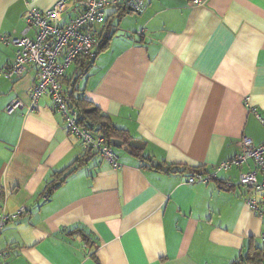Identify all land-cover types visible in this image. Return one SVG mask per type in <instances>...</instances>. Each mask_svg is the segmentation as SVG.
<instances>
[{
	"label": "crops",
	"instance_id": "crops-1",
	"mask_svg": "<svg viewBox=\"0 0 264 264\" xmlns=\"http://www.w3.org/2000/svg\"><path fill=\"white\" fill-rule=\"evenodd\" d=\"M56 1L0 0V215L27 209L0 233V264H237L257 251L260 262L248 264H264V216L247 205L263 193L239 183L255 164L187 183L238 155L243 137L264 144V0L106 10L117 32L89 70L84 58L71 64L64 89L74 86L132 139L140 156L111 145L117 169L87 154L49 96L33 111L6 112L14 100L30 104L37 84L33 68L19 80L4 74L28 8ZM83 1L70 0L61 24Z\"/></svg>",
	"mask_w": 264,
	"mask_h": 264
},
{
	"label": "built area",
	"instance_id": "built-area-1",
	"mask_svg": "<svg viewBox=\"0 0 264 264\" xmlns=\"http://www.w3.org/2000/svg\"><path fill=\"white\" fill-rule=\"evenodd\" d=\"M70 0H57L48 10L29 6L26 26L21 39L15 44V61L4 71L8 80H19L29 69L36 70L37 84L30 94V104L14 100L6 112L36 109L40 98H51L53 110L60 114L68 133L82 141L87 152H96L113 168L119 167L118 157L111 144L99 134L93 133L85 124L83 112L72 107L71 97L64 89L66 70L83 56L95 58L96 52L107 45L116 28L107 20L106 10L123 7L127 12L141 14L147 9L146 0H84L79 11L65 24L63 15L68 11ZM192 5H200L203 0H189ZM33 33V37L30 34ZM2 40L12 43L9 37ZM248 161L256 169L243 172L239 176L240 185L246 190L263 193L260 202L249 198L247 205L259 216H264V144L255 145L248 137H243L238 155L217 165L213 170L200 171L190 176L188 184H208L218 178L222 171L241 167ZM260 175L262 180L259 179ZM48 195V194H46ZM23 207L13 214L0 215V233L12 221L25 215ZM264 240V234L262 236ZM2 254L0 253V258Z\"/></svg>",
	"mask_w": 264,
	"mask_h": 264
},
{
	"label": "trees",
	"instance_id": "trees-1",
	"mask_svg": "<svg viewBox=\"0 0 264 264\" xmlns=\"http://www.w3.org/2000/svg\"><path fill=\"white\" fill-rule=\"evenodd\" d=\"M116 13L119 15V17H122L128 12L123 7H118ZM103 48H106V45ZM81 58H84L86 60V62L83 63L84 69L89 70L94 63V58H90L89 56H83ZM75 92H76V88L74 86L70 87L68 93L71 97L72 107L83 112V114L85 115V124L89 130L103 136L109 144H111V142L114 140L125 142V144L128 146L130 152L133 155L140 156L138 149H136L135 146L132 145V141H131L132 139L130 138L127 132L117 129L111 123L110 118L107 115H105L99 109L94 107V105L89 100H86L84 98H77L75 96ZM91 153L92 152H88L87 154H91ZM76 168L77 165L73 166L72 168H68L65 172L61 174H58L57 175L58 179H56L57 181H54L53 187L51 186L52 190L56 186L65 182L67 177L72 173H74ZM200 171H208V170L200 169ZM51 187L49 188L50 192H51ZM49 191L45 194H50ZM261 255L262 252L257 251V253H255L252 257L249 256L244 260H241L237 264L259 263L260 260L258 259V257L260 258Z\"/></svg>",
	"mask_w": 264,
	"mask_h": 264
},
{
	"label": "water",
	"instance_id": "water-1",
	"mask_svg": "<svg viewBox=\"0 0 264 264\" xmlns=\"http://www.w3.org/2000/svg\"><path fill=\"white\" fill-rule=\"evenodd\" d=\"M117 32V29L115 30V32H113L109 38V40L115 35V33ZM121 35L127 37V38H131L133 37V33L129 32V33H125V32H121ZM111 145L114 147V148H120L121 146H123V142L121 141H118V140H114L111 142Z\"/></svg>",
	"mask_w": 264,
	"mask_h": 264
},
{
	"label": "rangeland",
	"instance_id": "rangeland-1",
	"mask_svg": "<svg viewBox=\"0 0 264 264\" xmlns=\"http://www.w3.org/2000/svg\"><path fill=\"white\" fill-rule=\"evenodd\" d=\"M115 151H117V149H115ZM258 193V192H257ZM261 192H259L258 194H260Z\"/></svg>",
	"mask_w": 264,
	"mask_h": 264
},
{
	"label": "bare ground",
	"instance_id": "bare-ground-1",
	"mask_svg": "<svg viewBox=\"0 0 264 264\" xmlns=\"http://www.w3.org/2000/svg\"><path fill=\"white\" fill-rule=\"evenodd\" d=\"M65 78V77H64Z\"/></svg>",
	"mask_w": 264,
	"mask_h": 264
}]
</instances>
